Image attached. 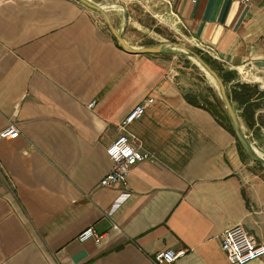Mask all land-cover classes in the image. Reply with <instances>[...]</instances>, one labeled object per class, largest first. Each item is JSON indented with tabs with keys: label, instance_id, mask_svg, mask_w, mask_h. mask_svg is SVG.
I'll list each match as a JSON object with an SVG mask.
<instances>
[{
	"label": "crops",
	"instance_id": "obj_1",
	"mask_svg": "<svg viewBox=\"0 0 264 264\" xmlns=\"http://www.w3.org/2000/svg\"><path fill=\"white\" fill-rule=\"evenodd\" d=\"M144 3L229 95L262 91L264 0ZM96 17L76 0H0V132L19 131L0 142V264H154L167 250L186 251L178 264H231L222 234L239 224L264 243V174L224 113L183 90L162 54L124 52ZM259 93L253 114L237 113L253 132ZM149 98L128 133L153 159L126 187H102L120 123ZM88 228L101 245L78 241Z\"/></svg>",
	"mask_w": 264,
	"mask_h": 264
},
{
	"label": "rangeland",
	"instance_id": "obj_2",
	"mask_svg": "<svg viewBox=\"0 0 264 264\" xmlns=\"http://www.w3.org/2000/svg\"><path fill=\"white\" fill-rule=\"evenodd\" d=\"M100 4H117L118 6L111 9L108 14L111 16L114 28L121 33L123 28L126 27L125 39L126 41L134 47H145V46H155L160 44H178L186 46L194 52L198 53L196 48L187 41L182 34L171 29L167 25L161 23L157 18V14H161L159 8H153L149 6L148 3H144L145 0H92ZM121 6V7H120ZM127 12V22L125 23L124 9ZM150 7V8H149ZM93 12L92 10H90ZM151 12L150 13H148ZM97 16V20L100 22L101 26L110 30L105 19L98 13L93 12ZM153 15V16H152ZM111 32V31H109ZM163 59L167 64L169 71L177 76L180 85L183 90L187 91L189 94L196 95L200 103L203 105H208L210 107H216L222 114L224 113L225 119L228 122V117L224 106L221 102V98L218 93L216 84L203 72V70L196 65V63L185 55L180 54H162ZM206 59V56L203 55ZM251 79V78H249ZM263 86V85H262ZM250 96L252 99H256V93H259L257 99L256 107H261L264 110V87L262 91H258L257 87H250ZM261 90V89H260ZM238 94L241 91H234ZM208 102V103H206ZM234 108L237 113L241 116L243 114L242 106L238 102L234 101ZM255 103L251 101V104L245 106L244 110H251L254 113ZM241 107V108H240ZM264 116V111H263ZM263 123V128H258L256 132L249 130L243 121V129L250 139V141L259 149L264 151V118H261ZM225 121V120H224ZM261 121V120H260ZM244 154L249 158L251 157L243 149ZM257 172L264 174V166L255 162L252 165Z\"/></svg>",
	"mask_w": 264,
	"mask_h": 264
},
{
	"label": "built area",
	"instance_id": "obj_3",
	"mask_svg": "<svg viewBox=\"0 0 264 264\" xmlns=\"http://www.w3.org/2000/svg\"><path fill=\"white\" fill-rule=\"evenodd\" d=\"M241 4H250L253 0H236ZM154 102L153 98L147 99L143 104L136 106L120 123L119 136L107 149V155L113 162L112 170L101 180L100 185L104 188L128 185V180L133 168L140 163L152 160V155L141 150L134 137L128 133V128L143 118L148 104ZM96 102L90 104L93 109ZM19 138L18 129L11 125L0 132V142L3 140H15ZM117 230V226H113ZM93 240L101 245L104 235L99 234L94 228L84 230L79 236L81 243ZM222 251L231 264H249L264 258V243L259 242L244 225H236L227 229L222 234ZM186 251L167 250L158 252L154 256V264H178L179 258L184 256Z\"/></svg>",
	"mask_w": 264,
	"mask_h": 264
},
{
	"label": "water",
	"instance_id": "obj_4",
	"mask_svg": "<svg viewBox=\"0 0 264 264\" xmlns=\"http://www.w3.org/2000/svg\"><path fill=\"white\" fill-rule=\"evenodd\" d=\"M89 10L100 14L106 21L111 33L115 37L118 45L121 49L130 55H150V54H180L185 55L200 67L203 72L216 84L218 89L221 102L226 111L230 126L232 131L241 145V147L247 152L252 160L264 166V151L257 148L246 135L242 122L232 105L231 100L228 97L226 86L219 76V74L196 52L189 49L186 46L178 44H160L155 46H145V47H134L130 45L125 39L126 27L123 28L122 32L119 33L113 26L111 16L108 14L104 4L96 3L92 0H76ZM124 9L125 23L127 22V12Z\"/></svg>",
	"mask_w": 264,
	"mask_h": 264
},
{
	"label": "trees",
	"instance_id": "obj_5",
	"mask_svg": "<svg viewBox=\"0 0 264 264\" xmlns=\"http://www.w3.org/2000/svg\"><path fill=\"white\" fill-rule=\"evenodd\" d=\"M197 54H199L212 68H213V66L211 65V63L205 58V57H203V55H201L199 52L197 53ZM214 69V68H213ZM215 70V69H214ZM221 78H223L225 81H227L226 80V78L224 77V75L223 76H220ZM239 88H241V90H243L242 88H244V87H246V86H243V85H239L238 86ZM228 97H229V99L231 100V102L232 101H237L241 106H248V105H250L251 104V101L253 100L252 99V97L250 96V93H240V94H238L237 92H232V95H229L228 94ZM216 114V113H215ZM216 116H218L217 114H216ZM224 120H225V118H224ZM229 121V120H228ZM229 126H230V123H229ZM230 130L232 131V128H231V126H230ZM233 132V131H232ZM240 145V144H239ZM241 146V145H240ZM241 149H243L242 147H241Z\"/></svg>",
	"mask_w": 264,
	"mask_h": 264
},
{
	"label": "bare ground",
	"instance_id": "obj_6",
	"mask_svg": "<svg viewBox=\"0 0 264 264\" xmlns=\"http://www.w3.org/2000/svg\"><path fill=\"white\" fill-rule=\"evenodd\" d=\"M117 4L111 3V4H107L105 5L107 12H109L111 9H114L115 7H117ZM121 7V6H120ZM195 62V61H194ZM197 65V64H196ZM213 81V80H212Z\"/></svg>",
	"mask_w": 264,
	"mask_h": 264
}]
</instances>
